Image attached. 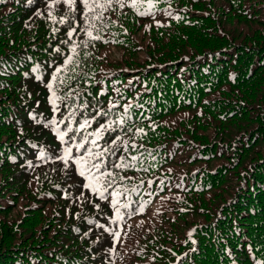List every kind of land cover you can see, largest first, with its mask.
Returning a JSON list of instances; mask_svg holds the SVG:
<instances>
[{"label":"trees","instance_id":"1","mask_svg":"<svg viewBox=\"0 0 264 264\" xmlns=\"http://www.w3.org/2000/svg\"><path fill=\"white\" fill-rule=\"evenodd\" d=\"M122 2L0 0V264H264V0Z\"/></svg>","mask_w":264,"mask_h":264},{"label":"snow or ice","instance_id":"2","mask_svg":"<svg viewBox=\"0 0 264 264\" xmlns=\"http://www.w3.org/2000/svg\"><path fill=\"white\" fill-rule=\"evenodd\" d=\"M54 2H55V0H54ZM64 2L71 6V5H73L75 3V0H64ZM83 2H84V4L86 6L89 7V11H94L95 10V7H99L101 9H103L106 6H110L112 4L113 0H107V4H99V5L96 4V0H92V5H89V0H83ZM29 3H31V0H29ZM116 3H118L121 8L124 7V3L122 2V0H116ZM136 3H137V0H132V6L133 7L136 6ZM140 14L141 15H146L147 12H141ZM53 19H55V17H53ZM61 23H64V20L63 19H61ZM74 31H75L74 29L72 31H70L69 32V36H72ZM87 34L90 37H92V32L91 31H89ZM93 38L94 39H100L99 36H96V37H93ZM73 51H75V48H73ZM113 107H115V105H113ZM113 123H116V122L113 121ZM123 123H125V121L122 118L120 120V124H123ZM87 125H88V121L86 120L83 124H80L79 125V128L80 129H83ZM105 127H107L110 130H114V129H112V125H101V130L104 129ZM68 131H72V129L69 128ZM137 131L142 132L143 129H138ZM65 135H67L66 132L65 133H61L60 134V139L63 140L64 137H65ZM89 135L94 136V137H99L100 136V131L98 130V131H96L94 133H91ZM117 139H119V137H117ZM82 141H83L82 143H80V144L77 145L78 148H85V144H88V143H91L92 145H95L96 144V139H92V140L89 141L87 137H83L82 138ZM115 143L116 142L113 141V144L114 145H115ZM85 151L88 152L89 158L88 159H85L84 157H80V158H78L76 160V163L82 165L79 174L81 176H84L85 175V171H87L88 174H89V179L91 180V179L96 178V177H93V175H92V169H96V171L99 174V176L108 177L110 175V173L101 172L100 171V169H101V167H102V165L104 163L103 160L101 159V157L103 156V153L102 152L101 153H93L92 150H91V148H85ZM71 152H72V149H71V147H69L66 150V153L70 155ZM132 159L135 160L136 157H132ZM116 166L117 167H126L128 165L120 164V165H116ZM84 187H89V188H92L93 191H96V189L93 188V186H92L91 183H89L87 185H84ZM103 195H104V193L101 192L100 193L101 198H103Z\"/></svg>","mask_w":264,"mask_h":264},{"label":"rangeland","instance_id":"3","mask_svg":"<svg viewBox=\"0 0 264 264\" xmlns=\"http://www.w3.org/2000/svg\"><path fill=\"white\" fill-rule=\"evenodd\" d=\"M119 54V53H118Z\"/></svg>","mask_w":264,"mask_h":264}]
</instances>
